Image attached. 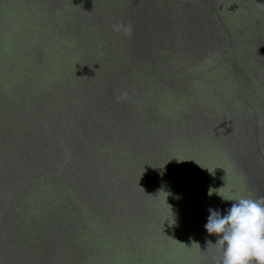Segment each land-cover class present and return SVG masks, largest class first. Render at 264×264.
Returning a JSON list of instances; mask_svg holds the SVG:
<instances>
[{
    "label": "water",
    "instance_id": "95a60500",
    "mask_svg": "<svg viewBox=\"0 0 264 264\" xmlns=\"http://www.w3.org/2000/svg\"><path fill=\"white\" fill-rule=\"evenodd\" d=\"M210 187L264 197V0H0V264H218Z\"/></svg>",
    "mask_w": 264,
    "mask_h": 264
},
{
    "label": "clouds",
    "instance_id": "9594fccd",
    "mask_svg": "<svg viewBox=\"0 0 264 264\" xmlns=\"http://www.w3.org/2000/svg\"><path fill=\"white\" fill-rule=\"evenodd\" d=\"M120 25L115 26L117 31ZM220 189L209 188V196L214 193L225 201H232L224 214L210 208L205 228L217 237L216 243L221 252L218 264H264V197L250 198L236 196L225 197Z\"/></svg>",
    "mask_w": 264,
    "mask_h": 264
}]
</instances>
